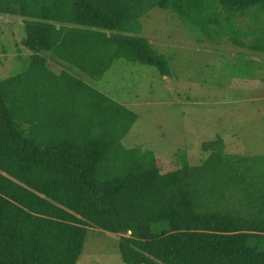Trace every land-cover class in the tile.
<instances>
[{
	"label": "trees",
	"instance_id": "1",
	"mask_svg": "<svg viewBox=\"0 0 264 264\" xmlns=\"http://www.w3.org/2000/svg\"><path fill=\"white\" fill-rule=\"evenodd\" d=\"M155 9L264 59V0H0L29 53L0 80V264H77L88 228L120 237L123 264H264V156L221 136L199 165L126 147L137 113L86 81L117 60L171 75L141 36Z\"/></svg>",
	"mask_w": 264,
	"mask_h": 264
},
{
	"label": "rangeland",
	"instance_id": "2",
	"mask_svg": "<svg viewBox=\"0 0 264 264\" xmlns=\"http://www.w3.org/2000/svg\"><path fill=\"white\" fill-rule=\"evenodd\" d=\"M0 22L1 80L22 72L29 53L20 45L23 26ZM141 36L170 62V76L161 78L155 67L117 60L102 76L86 78L137 113L124 146L153 151L165 163L177 156L199 165L208 157L201 146L221 136L228 156L235 149V157L264 156V59L206 43L160 9L144 17ZM50 66L60 71L55 63ZM119 240L114 233L88 228L77 264H123Z\"/></svg>",
	"mask_w": 264,
	"mask_h": 264
},
{
	"label": "crops",
	"instance_id": "3",
	"mask_svg": "<svg viewBox=\"0 0 264 264\" xmlns=\"http://www.w3.org/2000/svg\"><path fill=\"white\" fill-rule=\"evenodd\" d=\"M256 103L258 104L259 101H255V103H251V105L256 104ZM257 104H256V105H257ZM252 107L254 108L255 106H252ZM234 146H235V145H234ZM235 148H236V147H235ZM236 150H237V149H235L234 151L236 152Z\"/></svg>",
	"mask_w": 264,
	"mask_h": 264
}]
</instances>
